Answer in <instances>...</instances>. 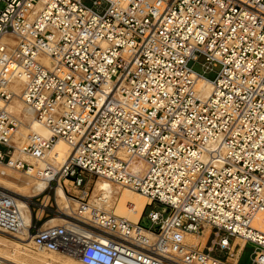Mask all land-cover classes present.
Returning a JSON list of instances; mask_svg holds the SVG:
<instances>
[{"label":"built area","instance_id":"obj_1","mask_svg":"<svg viewBox=\"0 0 264 264\" xmlns=\"http://www.w3.org/2000/svg\"><path fill=\"white\" fill-rule=\"evenodd\" d=\"M83 1L0 0V40H15L0 50V163L26 171L15 152L42 160L58 140L69 150L41 194L61 185L76 206L57 226L31 218L33 247L81 264H238V240L264 264L253 227L264 213V0ZM200 56L220 67L214 80L192 70ZM197 78L212 84L205 98ZM15 79L50 132L19 147L7 111ZM88 178L163 206L147 214L154 230L140 226L144 211L132 224L90 204ZM16 198L0 188L2 234L24 228ZM205 230L203 248L182 239Z\"/></svg>","mask_w":264,"mask_h":264},{"label":"bare ground","instance_id":"obj_2","mask_svg":"<svg viewBox=\"0 0 264 264\" xmlns=\"http://www.w3.org/2000/svg\"><path fill=\"white\" fill-rule=\"evenodd\" d=\"M4 43H6L7 46L2 47V49H6L7 52H9L14 45L15 40L6 37L2 38L0 40V50L1 44ZM197 79V90L199 95L205 98L209 95L212 84L208 80H204L202 78ZM22 89L23 81L21 79H15L8 85V90L14 94V98L12 100L13 103L11 102L7 105V111L12 115H14L13 113H16L22 119L21 121L14 115L21 123L16 130L15 136L18 132L19 136L21 135V137L25 140H27L30 135H38L43 138L49 137V130L38 125L34 119L32 110L22 104L20 98ZM14 141L16 143V147H19L23 144V142H16L15 139ZM68 152L69 150L66 144L62 140H58L54 144L53 148L46 154L45 159L42 160L31 159L25 155L20 156L15 152L11 157L10 162L13 163L16 159H21V157H26L32 161L29 162L21 159L29 164V167L26 171H18L7 164L0 163V166H2V169H0V188H3L16 195V204L21 222L24 227L17 234L12 235L0 233L1 260L11 264H81L77 258L68 257L61 253H44V251L35 248L38 253L36 255H31L28 253L29 251L27 249V246L32 245V241L30 239L31 237L29 234H27V227L30 226L31 221V211L27 206L30 202L29 199L43 192V190L48 185L50 177L56 172L58 168V164L56 163L62 162L67 156ZM48 161H51V165L53 166V169H50L49 171H47L45 168L46 164H48ZM16 171L20 173H15ZM7 178H11L12 181L7 180ZM21 183L25 184V186H20ZM65 184L67 185V182H65ZM54 195L55 203L58 209L57 213H66L71 210V205L76 204L65 195L61 185L55 187ZM46 199V196L44 199L42 198V200H44L42 204H45L44 202ZM89 201L90 203L96 204L104 210L109 208L110 210L108 212L112 213L116 217L126 219L132 224H136L138 222L142 212L145 209V206L149 202L147 198L130 188L125 187L121 192H118L113 188L111 183L99 179L95 182L92 188ZM41 212L42 209H39V216ZM57 213L47 222H44L43 227L60 225L62 223L61 216ZM253 227L260 232H264V213H261L255 218ZM208 234L209 230H205L201 236L198 235V237H193L192 235L186 234L182 236V239L191 246H197V238L204 240ZM236 244L240 245L238 250L239 253L246 245L245 243L239 242L238 240L236 241Z\"/></svg>","mask_w":264,"mask_h":264},{"label":"rangeland","instance_id":"obj_3","mask_svg":"<svg viewBox=\"0 0 264 264\" xmlns=\"http://www.w3.org/2000/svg\"><path fill=\"white\" fill-rule=\"evenodd\" d=\"M83 3L85 5H87L88 7H92V0H84ZM102 7L104 8L105 5L103 4ZM205 67H207V68H205ZM219 68L220 67L218 65L212 66L211 64L206 62L204 57H202V56H200L198 58V60L192 66V70L194 72L204 76L206 79H208L210 81L214 80V78L216 77V74L219 71ZM13 114L22 121V119L16 113H13ZM15 140H16V142L17 141L18 142H23V143L26 142V140L23 139L21 137V135L19 136L18 132H17V135L15 136ZM0 151L2 153H6L7 152V148L4 147V146H0ZM21 159L29 161V162H32L30 159H28L26 157H21ZM48 162H51V161H48ZM1 167L2 166H0V169H2ZM15 173H20V172L16 171ZM15 175H17V174H15ZM7 180H9V181L11 180L12 181L11 178H7ZM97 180L98 179H96V178H88V184L86 186V190H85V194H84L85 200H89V198L91 197L92 188H93V186H94V184H95V182ZM20 186L23 187V186H25V184L21 183ZM112 186L118 192H121L125 188V187H119V186H114V185H112ZM45 195H47V194L46 193L45 194H39V195L33 196V197H31L29 199V201L31 203L30 211H31L32 225L33 226L36 225V227H39L42 223H44L45 221H48L49 219H51L58 212V209H57V206H56V203H55V196L52 193V191L49 192V195H50L49 201L46 200L44 202L45 204H42V202L44 201V200H42V198L44 199ZM89 203H90V201H89ZM41 204H42V206H41ZM75 206H76V204L71 205L70 209H74ZM39 209H43L44 212L42 213V215L40 214L41 216L37 215V217H39V220L37 221L36 220V214L39 213ZM107 209H106L107 211L110 210L109 208H107ZM162 209H163V206H161V205H159L157 203L151 204L150 206H146L145 210H144V213H143V216H142V218L140 220V226L142 228H144V229H152V230H154V228L150 227L151 224L148 221L147 214L150 211H159V212H161ZM162 213H163L164 216L167 214L166 210H164ZM192 236L193 237H198V235H192ZM199 236H201V235H199ZM213 237H214L213 234H210L209 240L211 238H213ZM197 239H198L197 242H198V245L200 246V248H203L204 244H206V245L209 244L208 241H207V243H205L206 242L205 239L204 240H202L201 238H197ZM231 242H232V238H229V243H231ZM27 249L29 251L28 253L31 254V255H36L38 253L35 250V248L33 247V244L27 246ZM244 251H246V252H244ZM252 252H253V245L250 244V243L246 244L244 246V248H243V251H242L241 256L239 258L238 264H250L251 263L250 262V257H251ZM44 253H47V252H44ZM242 254H243V256H242ZM213 255L215 257L223 260L227 256V252H219L218 250H215Z\"/></svg>","mask_w":264,"mask_h":264},{"label":"crops","instance_id":"obj_4","mask_svg":"<svg viewBox=\"0 0 264 264\" xmlns=\"http://www.w3.org/2000/svg\"><path fill=\"white\" fill-rule=\"evenodd\" d=\"M65 184V183H64ZM65 186L67 187V190L69 191V193H70V195H72V196H77V195H79L80 194V192H79V190H75V189H73V188H71V184L69 183V182H67V185L65 184ZM52 191V190H51ZM50 192V191H49ZM49 192L47 191V195H45L46 197H47V201H49V199H50V195H49ZM52 193H53V191H52ZM54 194V193H53ZM44 196V197H45ZM55 196V195H54ZM37 215H38V213L36 214V220L37 219H39V217H37ZM41 215H42V213H41ZM40 215V216H41ZM31 218H32V216H31Z\"/></svg>","mask_w":264,"mask_h":264}]
</instances>
